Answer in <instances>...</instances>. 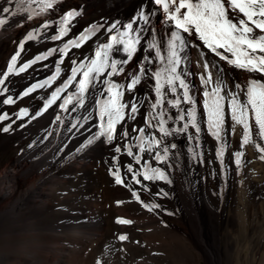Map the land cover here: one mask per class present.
<instances>
[{"label": "bare ground", "instance_id": "obj_1", "mask_svg": "<svg viewBox=\"0 0 264 264\" xmlns=\"http://www.w3.org/2000/svg\"><path fill=\"white\" fill-rule=\"evenodd\" d=\"M0 7L10 8L9 13H0V19L7 21L0 25V73L17 53L16 68L27 65L0 86V115L7 117L0 121V264H102L100 259L103 264H264V160L255 147L257 142L264 147V142L258 140L253 125V142L241 147L243 125L228 117L227 104L221 138L217 140L207 130L202 108L204 86L199 79L204 69L198 64L201 56L197 48L189 46L180 55L183 78L196 101L198 136L190 126L187 133L168 137L165 143L177 147L170 149L167 163L154 161L147 152L139 153L140 133L133 132L134 127L143 126L159 135L146 123L155 98L154 81L150 75L142 76L134 90L127 84L139 74L142 58L155 56V49L148 48L150 43L162 44V55H167L170 27L162 6L152 0H55L52 9L41 12L43 4L32 3L26 13L17 11L15 0L13 4L0 0ZM32 12L40 15L28 19ZM69 12L77 15L65 24L63 18ZM129 23L133 30L126 27ZM112 24L117 28L109 33L106 29ZM61 27L66 34L54 39ZM85 31L89 39L80 47L62 49ZM30 32L32 38L28 39ZM111 35L139 43L132 59L118 65L123 67L122 73L100 77L120 85L121 102L128 105L124 122L116 125L118 138L109 144L104 137L93 139L99 131L94 126L98 123L95 100L107 98L106 92L101 95L106 85L91 87L83 107L77 106L75 99L67 109L59 107L67 95L76 92L75 84L61 92L54 104L46 105L71 69L81 62L88 64L98 45L112 42ZM123 48V44H113L110 59H127ZM43 55L45 58L36 59ZM205 58L223 69L219 72L210 66L213 82L222 78L227 89L234 84L243 87L249 79L264 80L259 73L237 69L211 53ZM145 66L155 71L165 64L154 60ZM36 84L44 86L28 92ZM176 95H182V90L178 88ZM9 97L13 103H3ZM168 98L173 97L169 94ZM131 103L139 109L135 119ZM192 106L181 101L185 110ZM165 108L175 118L178 109ZM184 122L170 120L167 127L178 128ZM124 128L129 137L120 139ZM188 134L194 139L190 141ZM117 143L121 153L114 150ZM125 144L143 156L140 164L126 154ZM221 146L222 157L217 155ZM237 151L244 153L239 165L235 162ZM146 162L164 171L171 183L145 181L139 176L141 184H136L126 165L142 172ZM117 168L123 184L115 182L112 173ZM144 204L159 207L149 211ZM121 235L126 239H119ZM155 252L161 253L160 259L151 257Z\"/></svg>", "mask_w": 264, "mask_h": 264}, {"label": "snow or ice", "instance_id": "obj_2", "mask_svg": "<svg viewBox=\"0 0 264 264\" xmlns=\"http://www.w3.org/2000/svg\"><path fill=\"white\" fill-rule=\"evenodd\" d=\"M7 2L13 4L14 0H7ZM152 2L157 6H162L165 23L170 27V38L167 40L166 56L162 55L164 48L162 44L158 46L155 43H150L148 45L149 49H155V56L151 59L148 56L143 57L138 65L139 74L133 75L131 81L127 84L129 90H134L140 83L142 76L150 75L154 81L152 90L155 93V98L154 102L150 104L151 110L147 114L146 123L148 128L157 129L159 135L157 137L156 132L149 133L148 129L143 126L134 127L132 131L140 133L141 144L139 153L147 152L154 161L167 163L170 149H176L177 147L175 143H165L168 137H172L175 133H187L190 126L195 128L197 136L201 130L196 119V101L189 95V86L183 78L184 73L181 69L183 58L180 53L189 46L200 50L201 60L198 61V64L202 63L204 72L199 74V79L202 86H204L202 108L206 114L207 130L217 140L221 138L220 132L225 123V106L227 104L228 117L237 124L243 125L241 147L243 148L248 143L253 142L251 139L253 125L256 127L258 140L264 142V80L249 79L243 87L240 84H234L232 89H227V85L223 83L222 78H218L216 82H213L210 66L219 72H222L223 69L220 68L218 63H212L205 58L208 53H211L220 60L226 61L230 66L250 73H259L260 77H264V0H179L178 4H176V0H171V5L169 0H152ZM32 3H42L43 7L40 11L43 12L46 9H52L55 0H15L17 11L26 13L29 12ZM24 5H27V7H24ZM9 12V7H0V13ZM16 14V12L12 13V15ZM34 15H40V13L32 12L27 18L32 19ZM75 15L77 13L69 12L63 18V23L66 24ZM142 18L147 19V17ZM6 22V19H0V25ZM45 26L47 27V25ZM100 27H103V25H100ZM126 27L129 30H133L132 23H129ZM116 28L117 24H112L106 31L111 33ZM65 34L66 29L61 27L59 36L53 38L59 39ZM191 37H195V40L188 39ZM27 38H32L31 32L28 33ZM88 39L87 33H82L78 38L79 42L72 40L69 41V44L80 47ZM110 39L111 43L97 46L95 56L90 59L88 64H81L79 67L71 69V75L64 82L63 87L57 88L52 94V98L48 100L46 107L54 104L60 97V93L73 84H75L76 92L67 95L59 107L67 109V106L74 99L77 101V106L83 107L85 105V94L89 92L91 87L106 85V88L101 90V95L106 92L107 98L95 100L98 123L94 126L99 131L94 135L93 139L104 137L107 143L112 144L118 138L116 125L124 122V109L128 105L121 102L123 96L121 86L108 79L101 80L100 77L105 74L111 77L122 73L124 69L123 67H118V65L127 64L132 59V54L137 50L136 45L139 41L128 40L125 42L122 39H118L116 35H111ZM113 44L124 45L123 51L128 54L127 59L123 61L110 59V52L114 50ZM21 47H23L22 44ZM67 47L68 45L66 44L65 48ZM204 49H207V52ZM18 55L19 53L12 56L11 63L7 64L6 71L0 73V77H2L0 78V86L5 84V80L9 75L23 72L27 67L25 65L19 69L16 68ZM43 58L40 56L36 57L37 60ZM154 60H160L165 66L158 67L155 71H150L146 68L145 62L152 64ZM57 72H59V69H57ZM78 74L80 78L77 80ZM47 83L48 81L44 82V84ZM44 84L33 85L28 89V92H32L35 88L43 87ZM166 86L167 92L164 91ZM178 88L182 90V95H176ZM236 89L240 91H236ZM4 90L6 91V88ZM169 94L173 97L172 99L168 98ZM241 96H243V99H241ZM133 100H136L135 96H133ZM181 101L193 106L185 110L180 107ZM3 103L11 104L13 100L9 97ZM140 103H143V101L141 100ZM165 105L178 109L175 118L167 114ZM73 111H75V108H73ZM138 111L137 104L131 103L130 112L133 114V119H135L134 114ZM21 115H25V113L22 112ZM185 117H187L186 122H184ZM6 118V115H0V121ZM85 119H88V117H85ZM170 120L174 123H184L178 128H169L167 125ZM3 130L8 131L7 128ZM128 137L129 132L124 128L119 134V138L126 139ZM187 138L190 141L194 139L191 134H188ZM145 142L147 147L144 146ZM89 143H92V140H89ZM255 147L258 153H261L259 158L264 160V147H261L259 142L255 143ZM124 148L126 149V154L133 157L136 164H140L143 156L134 154L130 145L125 144ZM114 150L116 153H121V145L117 143ZM161 151L163 155H161ZM189 151H192V149H189ZM243 154L240 151L235 153L237 165L241 163L240 158ZM217 155L223 156V146L217 150ZM113 159H118V157H113ZM126 168L132 174V179L136 184H141V180L137 178L139 176H142L145 181L159 179L171 183L164 171L159 168L149 167L147 162L143 173L134 170L132 164L126 165ZM112 174L117 184L124 183L119 168L113 171ZM160 192L163 193V190L161 189ZM163 194L167 195V193ZM133 195L137 200L140 199L136 192H133ZM144 207L151 211L153 207H159V205L149 206L144 204ZM118 222L131 223V221L127 220H118ZM119 239L124 240L126 236L121 235Z\"/></svg>", "mask_w": 264, "mask_h": 264}, {"label": "rangeland", "instance_id": "obj_3", "mask_svg": "<svg viewBox=\"0 0 264 264\" xmlns=\"http://www.w3.org/2000/svg\"><path fill=\"white\" fill-rule=\"evenodd\" d=\"M75 38V37H74ZM74 38H72V39H74ZM145 171V170H144ZM144 171H142L141 173H143ZM144 212H146L147 213V211L145 210ZM203 237V236H202ZM153 259H160V257H161V253L160 252H155V253H153L152 254V256H151ZM101 260V262L100 263H102L103 264V260L102 259H100ZM163 264H166V263H163Z\"/></svg>", "mask_w": 264, "mask_h": 264}]
</instances>
